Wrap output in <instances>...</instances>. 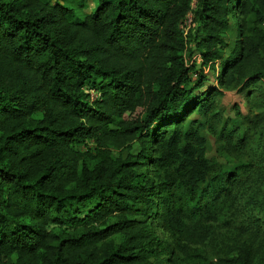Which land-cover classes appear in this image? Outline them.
Masks as SVG:
<instances>
[{
  "label": "trees",
  "instance_id": "obj_1",
  "mask_svg": "<svg viewBox=\"0 0 264 264\" xmlns=\"http://www.w3.org/2000/svg\"><path fill=\"white\" fill-rule=\"evenodd\" d=\"M62 1L0 0V264H264L261 219L223 207L252 166L186 124L212 115L206 68L264 86V0ZM218 226L246 239L208 255Z\"/></svg>",
  "mask_w": 264,
  "mask_h": 264
},
{
  "label": "rangeland",
  "instance_id": "obj_2",
  "mask_svg": "<svg viewBox=\"0 0 264 264\" xmlns=\"http://www.w3.org/2000/svg\"><path fill=\"white\" fill-rule=\"evenodd\" d=\"M54 2H63L62 0H52ZM64 3V2H63ZM95 1L86 2L83 9H76V18L78 20L83 19L86 15L91 13L95 8ZM71 7L72 3H64ZM195 0L192 2V7L195 6ZM191 15L188 16L190 20ZM264 31V24H263ZM225 42L227 48L225 54L233 48L234 43L239 41L236 34L235 25L232 22L231 28L225 34ZM191 61L199 63V57L193 56ZM190 60L186 59L187 64H190ZM203 74L205 81L203 87L200 89L203 92L208 88H217V93L214 95V106L212 107V115L203 117L201 113L194 112L186 121V124L191 121L205 122L208 119V126L204 130L206 138L205 144V156L208 159H213L219 164L226 165L228 167L240 166V165H251L253 175L245 173L242 178H246L247 181L242 182L239 186L234 187L228 200L223 204L227 210V214L230 215L228 209L231 204H239L243 210V216L247 221L249 217L260 218L258 223H262V231H264V210L260 213L259 217H254L252 214L256 207L260 204V201H264V187L259 183L257 177L258 165L264 161V86L261 83L255 86H249L246 89H242L243 83L247 79L238 81L228 88H222L219 86L217 77L220 75V67L216 65L214 70L204 69ZM195 82L196 77H192ZM264 82V79L263 81ZM90 97L96 98V94L91 92ZM240 126L244 130V140L238 145L236 133L230 135L229 131L231 128ZM223 137L229 142L227 143ZM125 153V152H123ZM118 153L114 152V156ZM249 167V166H247ZM236 200H232V196H236ZM255 198L256 205H254L253 211L248 210L249 199ZM264 209V206H263ZM245 210V212H244ZM221 218L220 214L216 216ZM218 224V223H217ZM217 233L213 236L212 245L206 244L203 248L207 251L208 255H215L218 252H224L226 247L222 246V243L228 246L229 251L231 248H235L236 243H241L242 239H246V236H241L236 240L232 241V236L228 235L227 231L222 230L220 226L217 227ZM160 234H163L159 231ZM229 238V239H228ZM208 243V242H207ZM233 250V249H232Z\"/></svg>",
  "mask_w": 264,
  "mask_h": 264
},
{
  "label": "built area",
  "instance_id": "obj_3",
  "mask_svg": "<svg viewBox=\"0 0 264 264\" xmlns=\"http://www.w3.org/2000/svg\"><path fill=\"white\" fill-rule=\"evenodd\" d=\"M190 23V20L187 21V25Z\"/></svg>",
  "mask_w": 264,
  "mask_h": 264
}]
</instances>
